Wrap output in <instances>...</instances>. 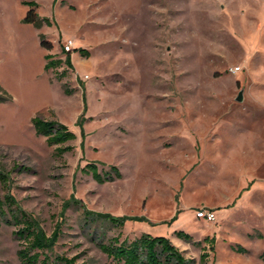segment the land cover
Segmentation results:
<instances>
[{"label": "rangeland", "instance_id": "374dc122", "mask_svg": "<svg viewBox=\"0 0 264 264\" xmlns=\"http://www.w3.org/2000/svg\"><path fill=\"white\" fill-rule=\"evenodd\" d=\"M0 87V199L59 231L52 259L119 264L75 198L123 223L99 220L106 243L185 232L210 236L197 262L264 264V0H0ZM36 118L74 150L56 157ZM15 231L0 228V264H21Z\"/></svg>", "mask_w": 264, "mask_h": 264}, {"label": "trees", "instance_id": "16d2710c", "mask_svg": "<svg viewBox=\"0 0 264 264\" xmlns=\"http://www.w3.org/2000/svg\"><path fill=\"white\" fill-rule=\"evenodd\" d=\"M35 5V4H32ZM40 21L35 10H30L25 19L26 23L38 24ZM46 44V43H44ZM88 56V55H86ZM51 56L47 57L46 70L50 71L61 66L62 62H49ZM0 92L3 89L0 87ZM71 95L70 92H67ZM6 101V99H2ZM33 127L38 136L44 137L49 146L56 148V157H62L67 153L72 152V146H68L77 140L76 134L70 129L57 122L47 121L36 118L33 120ZM95 167V166H94ZM117 171L116 169H113ZM95 180L103 184L113 181V178L106 179L99 174L94 175ZM0 180L10 191V185L7 177L0 173ZM72 203L83 208L85 215L86 228L94 229L89 231L92 241L98 248L111 260L119 264H209L210 256L204 253L199 262L196 259H191L186 254L176 247L168 238L152 237L143 235L133 241L121 242L120 237L112 239L109 243L105 242L106 234L99 233L95 225L99 220L108 222L111 226H122L123 223L112 218L109 215L95 213L89 211L82 202L72 198ZM8 212L10 218H8ZM62 222L59 229L62 227ZM15 226L17 231L14 232V237L20 242L22 248L18 252V258L21 264H78V259H68L66 257H56L52 259L47 251L55 244L59 231L55 232L54 237L49 238L37 225V223L26 212L16 206V203L11 195H7L4 200L0 199V228L2 225ZM178 238L186 240V242L195 247H202V243H195L191 236L184 232L177 233ZM192 239V240H191ZM209 239H207L208 241ZM211 241H214L212 239ZM264 261V254L261 256Z\"/></svg>", "mask_w": 264, "mask_h": 264}, {"label": "crops", "instance_id": "0c3cea01", "mask_svg": "<svg viewBox=\"0 0 264 264\" xmlns=\"http://www.w3.org/2000/svg\"><path fill=\"white\" fill-rule=\"evenodd\" d=\"M211 210L213 209V208H210ZM213 211V210H212ZM198 219V218H197ZM216 219H217V216H216ZM198 221H203V219H198ZM207 222V221H206ZM185 233V232H184ZM197 234H190V236L192 237V239H193V241L195 242V243H202V246H203V248H205V246H204V241L205 240H207L210 236H207V237H205V238H202V236H196ZM172 242H173V244H175L176 245V247H178L181 251H183L186 255H189V257L188 258H191V259H196V256H194V255H198L199 253H200V250H196L195 248H197V247H195L194 245H186V244H184V243H182L181 241H183V240H181L180 238H179V241H177L176 239H170ZM199 248V247H198ZM191 255V256H190Z\"/></svg>", "mask_w": 264, "mask_h": 264}, {"label": "built area", "instance_id": "2783aa9c", "mask_svg": "<svg viewBox=\"0 0 264 264\" xmlns=\"http://www.w3.org/2000/svg\"><path fill=\"white\" fill-rule=\"evenodd\" d=\"M74 49V42L72 40L67 41L64 45L63 52L67 55L71 54ZM198 219L206 220L207 222H215L216 221V214L212 210H202L201 212L197 213Z\"/></svg>", "mask_w": 264, "mask_h": 264}, {"label": "water", "instance_id": "95a60500", "mask_svg": "<svg viewBox=\"0 0 264 264\" xmlns=\"http://www.w3.org/2000/svg\"><path fill=\"white\" fill-rule=\"evenodd\" d=\"M237 101L240 102V103H242V102L244 101V93H243V92H241V93L239 94V96H238V98H237Z\"/></svg>", "mask_w": 264, "mask_h": 264}]
</instances>
